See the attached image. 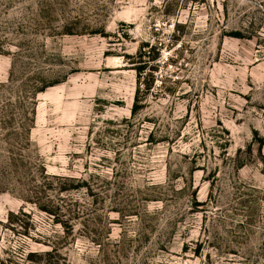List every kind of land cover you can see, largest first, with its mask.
Instances as JSON below:
<instances>
[{"label": "rangeland", "instance_id": "1", "mask_svg": "<svg viewBox=\"0 0 264 264\" xmlns=\"http://www.w3.org/2000/svg\"><path fill=\"white\" fill-rule=\"evenodd\" d=\"M0 264H264V0H0Z\"/></svg>", "mask_w": 264, "mask_h": 264}, {"label": "trees", "instance_id": "2", "mask_svg": "<svg viewBox=\"0 0 264 264\" xmlns=\"http://www.w3.org/2000/svg\"><path fill=\"white\" fill-rule=\"evenodd\" d=\"M140 71L142 70V68L141 69H139ZM139 86V85H138ZM147 91V88H145V89H140L139 87H138V89H136V91H135V101H136V99H137V97L140 95V94H143L144 92H146ZM137 109V101L136 102H134V104H133V108H132V113H134V111Z\"/></svg>", "mask_w": 264, "mask_h": 264}]
</instances>
